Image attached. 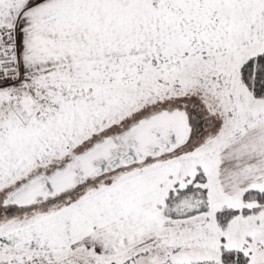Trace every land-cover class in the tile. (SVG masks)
Returning a JSON list of instances; mask_svg holds the SVG:
<instances>
[{"label":"snow or ice","instance_id":"1","mask_svg":"<svg viewBox=\"0 0 264 264\" xmlns=\"http://www.w3.org/2000/svg\"><path fill=\"white\" fill-rule=\"evenodd\" d=\"M0 264H264V0H0Z\"/></svg>","mask_w":264,"mask_h":264}]
</instances>
